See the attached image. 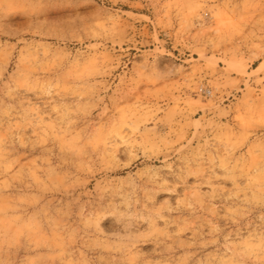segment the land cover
<instances>
[{"label":"rangeland","instance_id":"obj_1","mask_svg":"<svg viewBox=\"0 0 264 264\" xmlns=\"http://www.w3.org/2000/svg\"><path fill=\"white\" fill-rule=\"evenodd\" d=\"M0 264H264V0H0Z\"/></svg>","mask_w":264,"mask_h":264}]
</instances>
